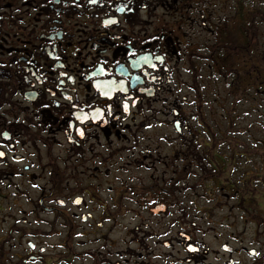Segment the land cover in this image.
<instances>
[{
	"label": "flooded vegetation",
	"instance_id": "af4514ba",
	"mask_svg": "<svg viewBox=\"0 0 264 264\" xmlns=\"http://www.w3.org/2000/svg\"><path fill=\"white\" fill-rule=\"evenodd\" d=\"M248 108L264 0H0V264H264Z\"/></svg>",
	"mask_w": 264,
	"mask_h": 264
},
{
	"label": "snow or ice",
	"instance_id": "6c2138e0",
	"mask_svg": "<svg viewBox=\"0 0 264 264\" xmlns=\"http://www.w3.org/2000/svg\"><path fill=\"white\" fill-rule=\"evenodd\" d=\"M75 2H76V0H73V3H75ZM95 2H96V0H89V3H95ZM129 10H131V9H129ZM105 23L107 24L108 21H105ZM152 66L155 67V65H152ZM62 75H66V73H62ZM119 83L121 85L122 90L123 91H127V89L123 88V82L121 81ZM115 84H116V82H114V81H105L103 83V85L100 84V83H97L96 87H97V89L100 90V94H102L104 96H111L113 94V92L116 90ZM59 86L60 85L57 84V87H59ZM69 99H70V97H69ZM133 103H135V100H133ZM73 107H76V106L73 105ZM88 107L91 108V105H89ZM123 108H124L125 111L128 110L127 99H125L124 102H123ZM77 119H79L81 121H88L90 119L94 121L96 119H100V111L99 110L93 111L91 116L88 113L81 112V114L77 117ZM78 131H79V135L80 136H84L85 135L84 129H79ZM0 135H3L4 137H8L10 134L7 131H5V132H3ZM3 156H5V152L3 150H0V157H3ZM75 202L79 203V198H77V200ZM59 203L63 204L64 201H59ZM161 207H163V205H161ZM188 247L190 248V250L196 251V249L192 248L191 245H189ZM225 247H227V246L225 245Z\"/></svg>",
	"mask_w": 264,
	"mask_h": 264
},
{
	"label": "rangeland",
	"instance_id": "374dc122",
	"mask_svg": "<svg viewBox=\"0 0 264 264\" xmlns=\"http://www.w3.org/2000/svg\"><path fill=\"white\" fill-rule=\"evenodd\" d=\"M250 114H247V111H250ZM264 111V109H262ZM241 111V109H240ZM243 112V111H242ZM244 115L240 116L236 122V130L241 134L243 132H246V129L250 127L249 131L251 130L252 132H257L256 137L262 136L261 133L259 132V129H263L264 127V121L262 120V117H259L256 112H254V109L248 108L244 111ZM238 123V124H237ZM249 127H248V126ZM240 136H245L244 133L241 134Z\"/></svg>",
	"mask_w": 264,
	"mask_h": 264
}]
</instances>
